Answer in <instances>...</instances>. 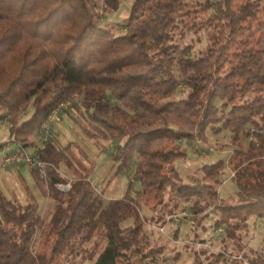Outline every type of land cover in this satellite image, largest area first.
<instances>
[{"label":"trees","instance_id":"16d2710c","mask_svg":"<svg viewBox=\"0 0 264 264\" xmlns=\"http://www.w3.org/2000/svg\"><path fill=\"white\" fill-rule=\"evenodd\" d=\"M236 1L131 0L117 33L100 19L119 0H0V120L11 117L0 163L19 150L43 162L45 175L25 163L7 166H28L54 201L42 218L35 202L21 206L0 189V264L167 262V245L147 236L139 214V206H159L166 196L172 209L150 222L164 223L183 203L191 217L212 207V227L235 240L250 217L264 218V0ZM202 36L205 44L190 55ZM181 84L184 96L172 99ZM54 111L86 138L110 145L115 173H131L123 196L106 199L90 170H74L72 179L61 173L73 142L50 133ZM214 125L229 131L230 159L183 180L175 168L181 141L203 140ZM227 167L236 189L230 201L218 193ZM67 182L66 191L56 187ZM225 239L218 253L193 247L188 264H243L228 258ZM243 255L264 264L262 253Z\"/></svg>","mask_w":264,"mask_h":264},{"label":"rangeland","instance_id":"374dc122","mask_svg":"<svg viewBox=\"0 0 264 264\" xmlns=\"http://www.w3.org/2000/svg\"><path fill=\"white\" fill-rule=\"evenodd\" d=\"M190 1L196 2L201 0ZM241 1L243 0H237L235 6H238ZM130 7L131 0H119L117 10L101 15V25L108 27L114 32L122 33L125 29V19L129 14ZM204 44L205 39L204 36H202V42L193 47L189 54H194L196 49L202 47ZM184 93L185 88H183L181 84L179 86V90L173 95L172 99L181 98L184 96ZM10 119L11 117L9 118V116H5L2 120H0V140L5 139L8 135ZM50 127L53 128V131L50 133L54 135L61 144L65 145L67 142H73L71 143L70 152L68 153L69 158H71L70 160L72 161L70 167L65 164H61L59 168L64 176L72 179L75 177V175H73L74 170L76 171V175L90 170L91 172L89 178L92 181L93 186L97 191H102L106 199L120 198L124 195L128 183L132 178L131 173L128 170L124 171V173H115L116 165L111 159L110 145H105V142L103 141H93L86 138L79 131V128L72 124L70 118L65 114L60 116L56 113L53 116ZM216 127L217 125L208 128L205 131V137L203 140L198 137H194L190 140V142H187V140L181 141L180 147L184 152V156L176 159L175 168L183 180H186L188 176L197 172L204 164H210L218 160L227 162L230 159L234 146L230 143L229 131L224 129L215 130ZM34 137L36 141H39V137ZM248 141L249 139L245 141L242 140L245 144ZM104 145L105 151L102 150ZM196 145L203 149H196ZM232 175L233 173L231 172V169L227 167L222 184L218 188L219 196L228 201L236 199V189L231 179ZM21 176V183L30 193L33 194V196L21 195L17 188L10 183V187L13 189V192L9 194L7 191V198H11L17 204L23 206L29 201V197H32V201L35 202L38 207L40 216L45 218L54 204V201L51 198L45 196V183L42 181H36L31 175L28 167H23ZM1 181L2 179L0 178V182ZM138 188L139 185L134 183L132 185L131 195H134V191ZM164 204H166L167 207L161 211ZM189 206L190 204L188 203L181 204L179 209H174L172 214L165 216L164 223L162 224L150 222L149 219L152 214L159 216L161 213L164 214V212L172 209V199L169 198V196H166L164 203L159 206L156 205L154 207L151 203L147 207L143 205L139 206V214L141 221H143V229L147 236L151 240H154L156 244L167 245L165 252L169 256V259L167 262H161L160 264L190 263L192 260L191 249L193 247L196 250L207 249L208 253H218L224 251L223 247L225 246V241H223V239L226 238V234L222 232L223 227L218 230H215V228L212 227L215 219V212L212 207L204 210L196 216L193 215L191 217ZM182 211H185V213L188 214V216L185 215L186 219H181L179 222L175 220L176 223L169 225L170 216L179 214ZM130 222L131 220H128L121 225L126 227L130 224ZM246 224L245 228H241L237 232V238H235V240H231L229 238L225 239L228 242V251L226 254L229 259L238 258L243 261V264H250L246 257L243 258V254H246L248 258L254 256L256 253H262L264 255V218L254 219L253 217H250ZM160 227H164V230L160 231ZM175 230H177L176 237H173ZM36 237L38 238V232ZM100 239L101 238L98 237L96 239L94 238L96 242ZM93 241H91L88 245L89 250ZM48 243H50V245L45 244V249L48 246H51V242ZM102 244L103 240H100L99 246H103ZM38 247L39 244H37L36 248ZM46 250H48V248ZM175 256H178V258ZM63 259L64 261H67L64 257L60 258L62 261ZM202 259L203 262H205L203 257ZM57 260L54 259L53 263H59ZM88 263L89 262H86L85 264Z\"/></svg>","mask_w":264,"mask_h":264},{"label":"built area","instance_id":"2783aa9c","mask_svg":"<svg viewBox=\"0 0 264 264\" xmlns=\"http://www.w3.org/2000/svg\"><path fill=\"white\" fill-rule=\"evenodd\" d=\"M69 103L70 102H66V103L63 104V106H66ZM53 114H55V111L53 112ZM42 126L45 129L47 127V124H43ZM42 133H43V131L40 132V134H42ZM9 141H10V139H9ZM196 149H203V148H200V147H198L196 145ZM8 150H9L8 145L3 147V152H7ZM11 162L25 163V164H28L30 166L36 167V168H38L39 172L42 175H45L44 174V170H43L44 163L41 162L40 160H38L37 158L32 157L31 155H29L28 153H26L24 151L19 150L18 152H12V153H9V154L5 155L3 157V159L1 160L0 168L6 167ZM56 187L59 190L66 191V190H68L70 188V182H67V183H56ZM181 215L182 216H185V215L188 216V214H186L185 211H182L179 214L173 215L171 217V219L173 220L174 223H176L175 220L179 222L180 218L182 217ZM159 230L163 231L164 227H160ZM219 231H221V230H219Z\"/></svg>","mask_w":264,"mask_h":264},{"label":"crops","instance_id":"0c3cea01","mask_svg":"<svg viewBox=\"0 0 264 264\" xmlns=\"http://www.w3.org/2000/svg\"><path fill=\"white\" fill-rule=\"evenodd\" d=\"M23 167H28L26 165H15V166H8L5 168L0 169V174H1V179L2 181L0 182V189L4 193L5 196H7V191L9 194L13 192L10 187V183L13 184L14 187L17 188V190L20 192L21 195L24 196H33L32 193H30L27 188L21 183V171ZM29 168V167H28ZM30 169V168H29ZM17 191V192H18ZM8 197V196H7ZM29 201H32V197H29Z\"/></svg>","mask_w":264,"mask_h":264}]
</instances>
